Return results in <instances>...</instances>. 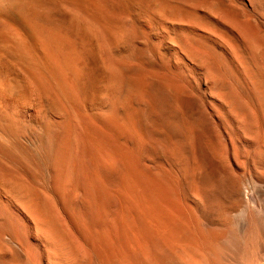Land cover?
<instances>
[{
    "label": "bare ground",
    "instance_id": "6f19581e",
    "mask_svg": "<svg viewBox=\"0 0 264 264\" xmlns=\"http://www.w3.org/2000/svg\"><path fill=\"white\" fill-rule=\"evenodd\" d=\"M233 1L0 0V193L26 227L0 220V264H264V0Z\"/></svg>",
    "mask_w": 264,
    "mask_h": 264
},
{
    "label": "rangeland",
    "instance_id": "374dc122",
    "mask_svg": "<svg viewBox=\"0 0 264 264\" xmlns=\"http://www.w3.org/2000/svg\"><path fill=\"white\" fill-rule=\"evenodd\" d=\"M236 1L237 5L238 6H241L242 2L241 0H234ZM233 1V2H234ZM241 2V3H240ZM235 3V2H234ZM241 4V5H240ZM144 24V25H143ZM143 26V28H141ZM153 27L152 24H150V22H142L140 25H139V30H142L140 33L142 35V37L145 39H147L146 41L149 42L148 43V46H147V49L148 47L149 48V51L151 49L150 52H156L154 55L152 54L151 56H155L157 57V59L153 58L154 60H157V62H162L161 63H164V60L169 62L170 65H174V64H177L178 61H179V57H180V53L178 52V50H173V49H168L166 46H164V40L162 39L159 31L156 30L155 27ZM146 29V30H145ZM145 30V31H144ZM147 31V32H146ZM150 32V33H149ZM145 36V37H144ZM154 42V43H153ZM156 42V43H155ZM163 43V45H162ZM155 44V45H154ZM157 45V46H156ZM155 46V47H154ZM154 47V48H153ZM154 50V51H153ZM159 55L160 57L162 58H159ZM170 55V56H169ZM162 59V60H160ZM28 121L27 123H25V126L28 127V128H33V129H37V128H40V125L38 126V123H35V122H30ZM29 123V125H28ZM34 123V125L32 124ZM27 124V125H26ZM36 125V126H35ZM36 127V128H35ZM0 205H2L1 208L2 210L0 211V220L3 221H8V223L11 225L12 227H14L15 229L19 230V231H22V232H26V227L24 226V223L22 221V219L19 217V215L17 214V210L15 208L14 205H10V204H6V201H5V198L3 197V195L0 193ZM3 201V202H2ZM5 202V203H4ZM5 205V206H4ZM10 206V207H9ZM9 208V209H8ZM11 210V212L9 211ZM4 211V212H2ZM6 211V212H5ZM8 211V212H7ZM14 212V213H12ZM2 213V214H1ZM12 214V215H10ZM4 216V217H3ZM12 216H13V219H12ZM3 218V219H2ZM10 221H9V220ZM11 222V223H10ZM18 223V224H17ZM21 225V226H20ZM24 228H23V226ZM21 227V228H20ZM32 239V240H31ZM30 240V241H29ZM25 241H26V247L28 248V250L34 255V256H37L38 255V246H37V243H36V240L34 239L33 236H30L28 235L26 238H25ZM32 241V242H31ZM34 243V244H33Z\"/></svg>",
    "mask_w": 264,
    "mask_h": 264
}]
</instances>
